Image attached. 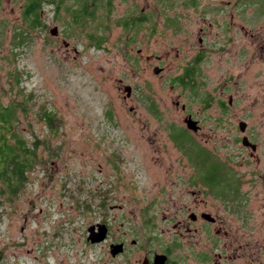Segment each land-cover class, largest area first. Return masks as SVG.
<instances>
[{
    "label": "rangeland",
    "instance_id": "rangeland-1",
    "mask_svg": "<svg viewBox=\"0 0 264 264\" xmlns=\"http://www.w3.org/2000/svg\"><path fill=\"white\" fill-rule=\"evenodd\" d=\"M25 2L0 0V101L5 106L24 105L18 111L19 135L29 143L36 138L44 150L38 153L39 162L16 196L8 194L0 183V247L19 243L20 247L9 248L17 253L35 249L44 241L53 245L55 256L51 260L68 256V261L75 260L76 253L81 258V251L88 250L84 230L99 220L97 188L99 179L108 173L106 168L103 175L99 172L104 163L95 155L98 152L80 150L87 147L84 140L89 137L98 139L103 132H111L109 137L114 134L117 139L110 147L122 149L129 156L123 168L130 171L136 183L137 202L130 204L133 208L145 205L163 183L175 181L167 165L175 151L166 136V124L151 118L148 99L160 106L164 117L177 115V100L188 104L195 116L211 117L203 123L204 133L196 137L201 145L196 146L186 135L181 138V144L193 150L191 155L197 148L218 147L226 151H220L217 157L224 159L231 151L240 158L243 145L235 140L248 134L261 146L264 168V104L260 101L264 80V0H115L109 29L99 33L106 39L103 49H97L80 30L63 33L67 23L68 28L71 25L68 14L62 11L57 15L51 5H45L42 13L47 29H35L29 44L18 45L14 36L17 28H25ZM190 2L196 8L189 6ZM130 18L151 19L152 23L132 36L119 25ZM210 23L214 24L211 28ZM55 27L59 32L53 36L51 30ZM201 28L207 32L203 35L205 47L212 49L200 64L197 87L188 90L176 79L182 65L198 51ZM138 50L142 53L138 54ZM147 56L154 58L151 64L144 62ZM155 66L164 68L162 77L153 73ZM102 79L108 80L107 89ZM118 79L136 88V100L129 103L135 114L109 105V100L118 98L113 87ZM46 112L60 121L58 132H52L42 120ZM108 114L136 116L135 129H131L135 141L124 139L125 129L107 130ZM219 117L220 128L210 131V126H218L214 118ZM241 121L248 127L245 134L239 130ZM155 147H168L170 153L160 151L162 165L147 166L146 159L156 157L151 150ZM246 164L258 168L254 162ZM261 192L259 181L251 195L264 197ZM153 221L161 222L162 214ZM131 222L138 228L143 218L138 216ZM196 240L189 235L183 241L186 264L195 259L196 249L208 246Z\"/></svg>",
    "mask_w": 264,
    "mask_h": 264
},
{
    "label": "flooded vegetation",
    "instance_id": "flooded-vegetation-1",
    "mask_svg": "<svg viewBox=\"0 0 264 264\" xmlns=\"http://www.w3.org/2000/svg\"><path fill=\"white\" fill-rule=\"evenodd\" d=\"M188 4L196 8L195 3ZM151 23V19H141L139 29H132L130 33L137 36L144 25L147 28ZM213 26V23L209 24L210 28ZM206 33L204 28L199 30L198 51L182 65L180 76L176 79L177 84L184 89L191 90L192 87L182 85L180 80L192 74L191 83L195 84L200 64L205 62L208 57L206 54L212 49L205 47L206 38L203 35ZM141 53L138 50V54ZM152 61L154 58L145 57L144 62L151 64ZM157 61H161L160 57H157ZM156 69L160 72L155 73ZM163 71L164 68L159 66L153 69V73L160 77ZM106 81L108 80L102 79V86L105 88ZM185 81L188 82V79ZM113 84L118 98H111L109 105L119 106L124 111L129 110L131 114H135V108L129 104L136 100L134 85L123 79H118ZM261 87L263 93L260 101L264 104V80ZM147 102L153 114L151 118L166 124V136H169L168 141L175 151L172 153L171 163L167 165L168 170H173L171 174L176 180L163 183L155 195L147 198L145 205L133 208L130 204L137 202L136 183L130 171L123 168L129 156L126 157L122 149L110 147L117 139L113 138L114 134L109 137L111 132H103L98 139L89 137L84 140V146L87 147L80 150L98 152L95 155L104 163L100 164L102 169L99 172L102 174L107 169L108 173L99 179L97 188L99 220L90 223L84 230L85 247L88 250L81 251L79 259L76 253L75 260L68 261V256L62 260H51L55 256L52 244L42 241L35 249H23L15 253L9 248L20 247V244L10 243L0 247V264H186L182 244L189 235L197 237V243L204 241L208 246L196 249L195 259L187 264H264V197L251 195L254 184L259 181L262 182L261 193L264 194V168L261 167L263 158L260 154L261 146L254 142L251 135L245 134L248 131L247 125L245 132L241 131L240 124L246 122L241 121L239 124L240 132L245 135L242 138L237 136L235 140V143L239 140L243 145L239 151L240 158H235L230 150L224 159L219 158L217 153L225 148L208 150L203 146V149L197 148L194 155H191L193 150L182 145L181 138L186 135L196 146L199 145L196 137L204 133V124L211 117H197L188 104L177 100L174 102L177 115L172 117V121V118L161 115L160 106L155 101L148 99ZM229 104H232L231 100ZM128 118L108 114L105 116V127L107 130L125 129L124 139L133 142L135 133L132 130L135 129L133 125L137 117L128 115ZM219 119L220 117L214 118V123H218V126H210V131L220 128ZM262 119L264 120V116ZM262 123L264 129V121ZM244 138L248 139L250 145H244ZM96 139L97 142L93 143ZM151 139L149 136L150 142ZM157 142V139L153 140V143ZM34 150L40 152L44 149ZM151 150L156 157L149 161L146 159L147 166L162 165L164 160L160 151L170 153L168 147H155ZM251 162L258 168L252 169L250 164H246ZM161 214L162 221L154 222L153 219ZM138 216L143 218V224L137 228L131 221ZM124 221H128L129 225L126 226ZM104 230L106 236L102 238ZM53 235L54 238L58 236L57 233ZM34 252L38 254L35 255Z\"/></svg>",
    "mask_w": 264,
    "mask_h": 264
},
{
    "label": "trees",
    "instance_id": "trees-1",
    "mask_svg": "<svg viewBox=\"0 0 264 264\" xmlns=\"http://www.w3.org/2000/svg\"><path fill=\"white\" fill-rule=\"evenodd\" d=\"M45 5L54 6L57 15L62 11L68 14L71 25L68 28L67 23L63 33L75 34L80 30L97 49H102L106 44V39L104 41L99 33L104 34L109 29L115 0H26L22 12L25 28L15 30L14 37L18 45L29 44L35 29H47V25L42 22ZM134 20L135 18L125 19L118 24L130 32L132 29H139L141 19ZM88 29H93L94 32ZM192 78L193 75L188 74L180 83L186 87L191 86V90H194L196 85L191 83ZM22 107L24 109V105L15 103L5 106L0 101V183L11 196H16L25 186L35 164L39 162V152L34 149H38L41 144L36 138L32 143L27 142L18 132V111ZM41 118L52 132L59 131L60 121L51 112L44 113Z\"/></svg>",
    "mask_w": 264,
    "mask_h": 264
},
{
    "label": "water",
    "instance_id": "water-1",
    "mask_svg": "<svg viewBox=\"0 0 264 264\" xmlns=\"http://www.w3.org/2000/svg\"><path fill=\"white\" fill-rule=\"evenodd\" d=\"M58 32H59V30H58V27H55L53 30H51V35H53V36H56V35H58ZM160 71L158 70V69H156L155 70V73H159ZM194 125L193 123H189V125ZM245 123H241L240 124V128H241V131L242 132H245ZM243 143H244V145L246 146V145H250V143H249V141H248V139L247 138H244L243 139ZM254 147V146H253ZM94 235H99V234H94ZM101 236H102V238H105V236H106V230H104L103 232H102V234H101ZM98 240V239H97ZM102 240V239H101Z\"/></svg>",
    "mask_w": 264,
    "mask_h": 264
}]
</instances>
